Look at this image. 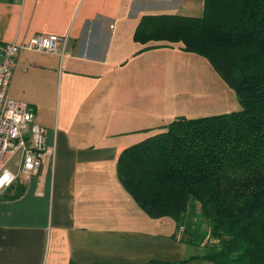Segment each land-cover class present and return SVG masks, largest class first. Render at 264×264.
<instances>
[{
  "label": "crops",
  "instance_id": "obj_1",
  "mask_svg": "<svg viewBox=\"0 0 264 264\" xmlns=\"http://www.w3.org/2000/svg\"><path fill=\"white\" fill-rule=\"evenodd\" d=\"M204 6L0 0V54L37 35L68 38L70 48L62 59L32 51L17 59L8 95L34 109L56 155L0 192V264H215L190 253L173 220L150 218L117 172L126 148L184 117L195 101V65L210 69L182 43L146 49L135 40L138 25L146 16L200 18ZM19 158L4 168L15 173Z\"/></svg>",
  "mask_w": 264,
  "mask_h": 264
},
{
  "label": "trees",
  "instance_id": "obj_2",
  "mask_svg": "<svg viewBox=\"0 0 264 264\" xmlns=\"http://www.w3.org/2000/svg\"><path fill=\"white\" fill-rule=\"evenodd\" d=\"M134 37L206 59L241 110L178 117L126 148L121 184L150 218L173 220L180 242L203 248L196 258L264 264V0H205L200 18L146 16Z\"/></svg>",
  "mask_w": 264,
  "mask_h": 264
},
{
  "label": "built area",
  "instance_id": "obj_3",
  "mask_svg": "<svg viewBox=\"0 0 264 264\" xmlns=\"http://www.w3.org/2000/svg\"><path fill=\"white\" fill-rule=\"evenodd\" d=\"M23 51L56 55L61 59L70 54L68 38L37 35L28 42H13L1 49L0 59V192L20 180L21 176L37 175L53 163L56 150L48 146L46 129L35 120L34 109L8 95L18 56ZM19 156L15 173L4 168Z\"/></svg>",
  "mask_w": 264,
  "mask_h": 264
},
{
  "label": "rangeland",
  "instance_id": "obj_4",
  "mask_svg": "<svg viewBox=\"0 0 264 264\" xmlns=\"http://www.w3.org/2000/svg\"><path fill=\"white\" fill-rule=\"evenodd\" d=\"M202 60L207 63L205 59L202 58ZM195 67V101H187L191 105L186 106L184 108V117L202 118L214 115L233 113L241 110V105L237 95L223 81V79L220 78V76L211 67V65L209 70L207 69V67L202 65H195ZM196 73L198 75H196ZM187 87L188 86L186 85V89ZM188 90L186 91L190 92ZM197 93L199 94L198 100L196 97ZM15 164L16 163L14 162L12 166H14ZM208 229V223L206 221H203L202 230L207 231ZM189 251L191 254L194 255L203 254V248L200 249L194 247L190 248Z\"/></svg>",
  "mask_w": 264,
  "mask_h": 264
},
{
  "label": "snow or ice",
  "instance_id": "obj_5",
  "mask_svg": "<svg viewBox=\"0 0 264 264\" xmlns=\"http://www.w3.org/2000/svg\"><path fill=\"white\" fill-rule=\"evenodd\" d=\"M8 179V177H4V180H0V184H3L4 181H6Z\"/></svg>",
  "mask_w": 264,
  "mask_h": 264
}]
</instances>
